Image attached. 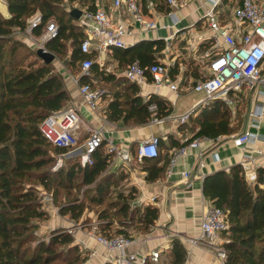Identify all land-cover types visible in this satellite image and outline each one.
<instances>
[{"label":"trees","instance_id":"16d2710c","mask_svg":"<svg viewBox=\"0 0 264 264\" xmlns=\"http://www.w3.org/2000/svg\"><path fill=\"white\" fill-rule=\"evenodd\" d=\"M147 1L140 0V3L145 7ZM152 1L157 10H170L165 0ZM5 2L8 15L0 11V264H81L88 256L83 255L80 245L75 243L74 236L67 229L57 228L47 237L38 236L49 213L37 185L55 193L57 188L66 191L68 198L60 204L58 212L68 216L73 223L81 219L89 205L102 206L96 213L98 231L108 236H132L123 230L125 220L118 222L117 233L111 232L118 216L131 221L137 219L149 231L159 216V209L153 205H132L136 190L118 189L127 174L121 169L107 170L111 155L102 145L93 154L92 164L82 166L78 157L71 156L66 158L58 170L52 169L57 155L66 149L48 141L39 126L52 112L68 108L71 96L63 76L52 71V62L46 63L39 57L38 49L36 58L25 65V56L20 55V48L25 44L14 38L13 34L26 30L29 18L37 13L41 20L32 29L36 36L42 35L50 20L54 21L58 27L57 34L45 42V49L54 55H64L70 42L69 46L73 48L69 54V63L73 68H78L76 70L80 82L90 84L93 89L99 88L93 87L91 74H81V62L94 55L81 51L80 43L84 34L77 20L70 14L74 8L67 9L66 5L76 2L80 5L77 8L94 9L100 1ZM163 47L160 40H142L126 48H114L113 55L124 69L134 61L146 66L159 61L156 52ZM192 66L191 61L185 73H190L196 81L203 78L205 74H199ZM90 71L95 76L104 75L97 64H93ZM177 71L176 66L172 72L176 74ZM122 79H118L117 83L125 91L114 93L107 110L109 119H122L128 125L146 124L151 119L148 105L152 102L158 105V117L170 114V109L162 101L150 98L144 102L141 96L136 95L139 92L138 85L129 83L124 77ZM242 113L239 110L232 115L231 108L223 100H215L200 107L198 113L190 118L192 126L198 125L193 138H217L220 135L229 136L237 129L241 131L244 122ZM148 168V180L157 179L163 171V166L157 167L155 161ZM257 172L258 179L252 185L246 181L241 164L233 165L229 171L219 170L204 178L205 197L228 213L229 227L224 232L222 243L226 252L225 264H264V168L259 167ZM76 181L91 187L86 190L83 200L72 197L67 191L74 187ZM112 192L115 198L108 200ZM186 255L183 243L173 237L169 247L160 252L157 262L147 259L145 264H184Z\"/></svg>","mask_w":264,"mask_h":264},{"label":"crops","instance_id":"0c3cea01","mask_svg":"<svg viewBox=\"0 0 264 264\" xmlns=\"http://www.w3.org/2000/svg\"><path fill=\"white\" fill-rule=\"evenodd\" d=\"M2 1L6 5L5 0ZM212 1L187 0L186 5L175 9L174 13L156 9V12L149 16L155 19L157 28L147 31L137 29L127 38L131 42L128 46L142 40H160L164 47L156 52L157 60L174 63L171 70L177 66V73L170 72V75L179 83L178 94L167 87L157 90L151 81L137 84L139 92L136 95L141 96L144 102L154 98L162 101L170 109V114L163 116L165 118L163 122L151 123L150 119L143 125H128L122 119L112 121L107 117L108 105L112 101L114 93L119 90L125 91L123 86L117 83L118 79L123 78L124 68L120 67L119 60L113 55L114 48L104 55L105 64L103 67L94 63L103 71L104 75L95 76L91 71L88 74H91L93 87L105 90V94L99 100L98 108L93 110L84 102L79 85L74 81L75 78H78L80 84V75L68 74L65 77V85L71 96L69 107L77 109L82 120L81 139L83 140L87 136L86 128H102L105 137L102 146L106 152H108L110 144H113L118 150L130 153L129 161L123 160L121 155L110 153L108 167L112 171L121 169L127 174V178L123 181V187L126 191L133 188L136 190L135 205H153L159 209V216L155 224L145 235L131 236L134 243L126 251L136 253L138 257L132 264H143L142 258L154 249L162 251L168 248L173 237L179 238L187 251L184 264H225L224 260L217 255L216 245L200 238L202 213L207 206L214 205L203 193L204 178L216 171H229L233 165L241 164L245 154L255 156L257 162H264V156H259L256 152L257 150L264 151V115L257 125H253L249 116L250 110L255 105L264 104V96H260L255 90L237 93L233 96V104L229 105L233 114L239 110L243 112V129L240 132L249 130L259 136L255 143L246 145L245 150L233 143V137L240 134L239 132H234L229 136L220 135V139L219 136L217 138L208 137L210 140L203 139L206 136L193 138L198 130V125L192 126L190 119L185 124H180L175 119L176 116L193 108L204 97L202 92L193 89L197 79L193 78L191 74L189 82L192 85L188 87V82L184 80L185 72L180 67V57L176 51L181 45L186 44L184 47H187L189 37L197 39L200 35L207 36L209 39L199 45L193 59L196 60L200 53L205 55L212 49L216 34L209 29L205 19L206 12L212 7ZM110 2L107 5H110ZM239 2L240 0L220 1L216 12L222 23L235 26L232 15ZM4 15H8V12ZM164 25H173L174 30H179L172 38L171 44H167L165 41V38L170 37L171 31ZM37 39H41V36ZM107 75H113L109 78L111 81L104 78ZM258 89L262 90L264 87L258 86L257 91ZM193 93L200 96L182 106V103L186 102V97ZM202 106L204 105L199 106L192 116H195ZM151 135L158 136L162 142V146H159L160 155L157 160L143 159L139 161L136 155L138 145ZM190 138L193 139L187 142L186 140ZM196 139L200 140L199 145L189 146L186 153L179 156L175 164L170 166L172 152ZM154 161L157 167L163 166V171L157 179L148 180V167ZM185 172L191 174L188 180L184 179ZM46 207L49 218L41 226V232L50 233L57 228L67 229L74 236L75 243L79 244L83 251H86L88 259L85 264H107L108 260L115 255V251H110L100 245L92 234L94 220L80 227L77 223L71 222L68 216L59 214L52 203L48 202ZM222 236L224 237V234ZM191 239H195L196 243L192 244Z\"/></svg>","mask_w":264,"mask_h":264},{"label":"built area","instance_id":"2783aa9c","mask_svg":"<svg viewBox=\"0 0 264 264\" xmlns=\"http://www.w3.org/2000/svg\"><path fill=\"white\" fill-rule=\"evenodd\" d=\"M220 1L213 0L211 9L205 14L207 25L216 36L212 49L204 55L208 59L207 74L193 86V89L202 92L204 97L193 108L175 117L180 124H185L199 106L212 103L215 100H223L226 104L232 105L234 95L253 90L260 96H264V89L257 91L258 86L264 87V0H240L232 15L234 27L220 21L216 12ZM165 3L172 13L175 9L186 5L187 0H165ZM81 10L82 13L77 19L84 34L80 49L83 53L95 55V58H86L81 62V73L85 75L90 73L94 63L99 64L100 67L104 66V55L110 49L128 47L126 39L135 30L147 31L157 28L155 19L149 16L156 12L155 3L152 0H148L145 7L141 5L140 0H111L110 5L97 2L94 9L85 7ZM40 20V16L36 17L28 28L32 30ZM164 27L171 31L170 37L165 38L167 44H171L172 38L179 30H174L173 25H164ZM57 30L58 27L54 21L50 20L46 24L41 35L42 48L47 40L57 34ZM207 39L209 37L204 35H200L197 39L189 37L187 49L195 54L199 45ZM173 65L172 62L158 61L142 66L134 61L122 71V76L136 84H145L151 81L157 90L167 87L178 94L179 83L170 75V67ZM74 81L79 85L84 102L93 110L98 108L99 100L105 94V90L93 89L88 83L79 84L78 78H75ZM148 109L151 113V123L164 121V117L157 116L158 105L155 102L150 103ZM263 115L264 104L255 105L249 112L253 125H257ZM39 129L54 146L66 149L65 152L57 155L54 168L61 166L65 159L64 154L75 147L83 149V152L77 156L81 165L92 164L93 154L103 144L105 138L102 128L88 127L85 130L87 136L81 144L82 120L77 109L73 107L52 112L44 118ZM203 139L209 138L203 137ZM258 139V134L246 130L234 136L233 143L245 150L246 145L255 143ZM159 143L160 138L155 135L141 141L136 151L137 159L142 161L143 159L158 158ZM199 143L200 140L196 139L173 151L170 157V166L175 164L179 156L186 153L189 146L196 147ZM108 152L121 155L125 161H129L131 158L130 153L118 150L113 144H110ZM256 152L259 156H264L263 150ZM241 166L246 181L253 184L258 179L257 169L264 168V162H257L255 156L245 154ZM190 175V172H185L184 179L188 180ZM47 202H50L49 198H47ZM228 227L226 210L215 205L206 207L202 213L200 238L215 244L217 255L222 260H225L226 257L225 249L222 246V235ZM92 231L100 245L116 252L107 264H132L137 260L136 253L126 251L134 243L133 237L124 234L104 235L98 231L96 222ZM190 242L195 244L196 240L191 239ZM160 252L159 249L152 250L142 258V263L145 264L147 259L157 262Z\"/></svg>","mask_w":264,"mask_h":264},{"label":"rangeland","instance_id":"374dc122","mask_svg":"<svg viewBox=\"0 0 264 264\" xmlns=\"http://www.w3.org/2000/svg\"><path fill=\"white\" fill-rule=\"evenodd\" d=\"M101 4H108L110 2V0H99ZM79 3H73V4H67L66 5V8L67 9H72V8H77L79 7ZM0 11L3 13V14H7L8 12V9H7V6L4 5L3 1L0 0ZM176 11V10H175ZM174 11V12H175ZM172 12V13H174ZM39 14H34L33 16H31L29 18V25L30 23H32L36 17H38ZM54 20V19H53ZM41 36V35H40ZM40 36H36L32 30L30 28H27L26 30L24 31H16L14 34H13V37L16 38V39H19L21 40L25 46L23 48H20V55L22 56H25V65H27L28 62H31L32 60H34V58H36V50L38 48L41 47L42 45V41L41 39H37V38H40ZM40 40V41H39ZM126 42L128 44H130L131 42L128 41L126 39ZM70 45V42H68V50L67 52L64 54V55H59V54H55V59L52 61V63L50 64V67L52 69L53 72H56V73H59L60 75L63 76L64 78V81H65V77L69 74L71 75H77L78 72L76 69H78L77 67L74 66V68L70 65L69 63V58H70V51H72V48L73 46H69ZM186 44L184 45H181V47H178L177 49V53L178 54V57H180V61L179 63L181 62V68L182 70H186V67H187V64L189 62H193V68H196L199 72V74H207V66H208V59L204 57V54H199L197 56V59L194 60V54L191 53L187 47H184ZM44 48H45V43H44ZM46 50V49H45ZM39 62V61H38ZM172 67H170V72H172ZM191 71V70H190ZM189 71V72H190ZM119 72V71H118ZM188 73V72H187ZM64 74V75H63ZM190 73L184 75V80H186L188 82V87H191V82L190 81ZM172 77V76H171ZM200 95L199 94H191L189 96H187L186 98V102H183L182 103V106H185L188 102L190 101H194L196 100ZM70 105V104H69ZM68 105V106H69ZM232 115L233 112H232ZM234 123V122H233ZM235 125V124H233ZM237 132H240L239 129H237L236 133ZM84 142V139L80 141V143L82 144ZM64 161H66V158L64 159ZM64 164V162H63ZM62 164V165H63ZM61 165V166H62ZM61 166L57 167V168H54L53 166V170L56 171L58 170ZM109 171H112L110 170V168L108 167ZM123 181L119 183L118 185V189L119 190H125L123 187ZM39 191H40V195H41V200L44 201V205H47V198L50 199V203L53 204L55 210H59V206L60 204H62L63 202H65V200H67V195H66V191L63 189V188H57V192L55 193L53 190H43V187L41 185H37ZM91 187H88V186H85V185H80L78 183V181L75 182L74 184V187L73 188H70L69 190H67L68 192H70V195L72 197H79L80 199L83 200V198L85 197V193H86V190L89 189ZM91 190V189H90ZM87 195V194H86ZM89 196V195H88ZM87 196V198H88ZM115 198V193H111V195H109L108 197V200H114ZM132 205L134 206V202H132ZM103 207L102 206H95V205H89L87 207V209L85 210L83 216L81 217V219L79 221H77L76 223L81 227L83 226L85 223L89 222V221H92L94 220L93 222H96L98 223L97 221V212L98 210L102 209ZM120 220H125L124 222H126V226L123 228V230L125 232H127V234L129 235H137V236H140V235H145L147 232H148V229H144L137 221V219H134V221H131L130 219H123V217H116V220L114 221V224L115 226H113L111 232L112 233H117L116 231L119 230L118 227H119V221ZM137 220V221H136ZM91 227V226H90ZM49 235V233H45V232H41V230L39 231L38 233V236L39 237H47ZM83 255L84 256H87V253L86 251L84 250L83 251ZM88 258V257H86ZM87 261V259H86ZM85 261V262H86ZM85 262L81 263V264H85Z\"/></svg>","mask_w":264,"mask_h":264},{"label":"water","instance_id":"95a60500","mask_svg":"<svg viewBox=\"0 0 264 264\" xmlns=\"http://www.w3.org/2000/svg\"><path fill=\"white\" fill-rule=\"evenodd\" d=\"M81 13H82V10L79 8H74L70 12L71 16L74 17L76 20L80 17ZM37 53H38L39 57L42 60H44L46 63H50L55 59L54 54L48 52L47 50H45L42 47L38 48Z\"/></svg>","mask_w":264,"mask_h":264},{"label":"bare ground","instance_id":"6f19581e","mask_svg":"<svg viewBox=\"0 0 264 264\" xmlns=\"http://www.w3.org/2000/svg\"><path fill=\"white\" fill-rule=\"evenodd\" d=\"M83 152V149L81 147H75V148H72L70 149L67 153L64 154V157L65 158H68V157H77L79 156L81 153Z\"/></svg>","mask_w":264,"mask_h":264}]
</instances>
